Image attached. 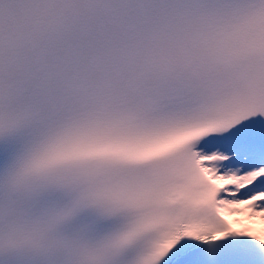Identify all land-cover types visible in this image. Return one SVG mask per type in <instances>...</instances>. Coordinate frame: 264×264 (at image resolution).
I'll use <instances>...</instances> for the list:
<instances>
[{
	"label": "snow or ice",
	"instance_id": "6c2138e0",
	"mask_svg": "<svg viewBox=\"0 0 264 264\" xmlns=\"http://www.w3.org/2000/svg\"><path fill=\"white\" fill-rule=\"evenodd\" d=\"M0 264H264V0H0Z\"/></svg>",
	"mask_w": 264,
	"mask_h": 264
}]
</instances>
